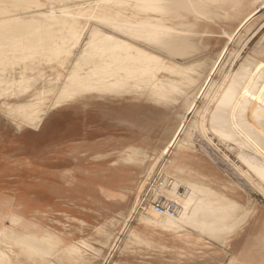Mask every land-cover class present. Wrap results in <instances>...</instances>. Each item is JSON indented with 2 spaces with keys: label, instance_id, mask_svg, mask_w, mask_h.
Masks as SVG:
<instances>
[{
  "label": "rangeland",
  "instance_id": "1",
  "mask_svg": "<svg viewBox=\"0 0 264 264\" xmlns=\"http://www.w3.org/2000/svg\"><path fill=\"white\" fill-rule=\"evenodd\" d=\"M41 1L53 10L58 9L61 1L71 3L81 17L88 13L104 14L94 0ZM236 3L237 6L225 4L224 17L216 19V23L197 26L194 39L200 50L191 56L169 59L165 54L147 49L143 57L153 58L163 65L150 72L144 82L131 81L117 94L98 91L76 95L49 110L38 129L18 127L0 113V242L10 258L21 254V264H41L48 262L46 257L52 259L49 264L59 258L71 263L81 262L95 255L84 241L95 248L101 247L99 241L104 237L99 227L115 230V239L118 236L123 239L122 226L139 195L136 186L143 166L136 161H119L120 154L131 155L132 152L126 150L135 147L146 149L151 158L163 154L171 156L170 150L191 123L194 112L205 105V92L210 84L214 81L225 84L226 68H231L228 72L231 75L233 68H237L246 52L264 34V0ZM258 15L262 16L253 24ZM250 25L253 27L247 30ZM88 26V20L78 25L82 33ZM205 29L211 32L206 33ZM31 58L30 63L16 67L15 75L19 81L26 74L36 78L26 95L31 102L43 106L53 96L47 90L64 81L63 74L73 57L50 59L33 55ZM188 93L193 94L194 102L185 112L181 104ZM173 97L177 98L175 103ZM20 98L16 94L0 96V100L5 99L0 101V106L15 104ZM214 106L209 103L207 109ZM205 116L208 117L207 111ZM209 135L212 137L209 148L223 162L208 159L191 146L181 150L174 159L215 179L220 193L237 201L241 210H250L248 220L233 232L228 246L217 240L216 234H204L203 238L183 236L187 242L177 240L171 251L155 248L135 254L117 250L110 254L111 248H104V252L94 258L96 264L117 261L228 264L231 256H235L239 264H264V249L258 243L264 242V196L256 188L255 191L242 190L240 186L248 188L249 180L238 172H231V166L238 164L253 178L252 171L238 161L240 149L234 141L219 140L212 132ZM199 142L204 146L203 139ZM210 155L214 156L211 152ZM259 156L256 157L260 159L262 156ZM150 178L144 191L154 180L153 176ZM158 182L160 184L161 180ZM177 189L181 191L183 186ZM251 195L256 198L252 205L249 204ZM5 227L14 229L17 237L4 234ZM25 237L39 244L28 245ZM43 245L47 247L44 255L41 253Z\"/></svg>",
  "mask_w": 264,
  "mask_h": 264
},
{
  "label": "bare ground",
  "instance_id": "2",
  "mask_svg": "<svg viewBox=\"0 0 264 264\" xmlns=\"http://www.w3.org/2000/svg\"><path fill=\"white\" fill-rule=\"evenodd\" d=\"M11 1H0V96L6 98L16 94L21 98L15 104L1 105L0 113L18 127L38 129L49 110L76 95L98 91L117 94L131 81H146L150 72L163 65L153 58L145 59L143 55L147 49L165 54L169 59L191 56L200 50L194 39L197 26L216 23V19L224 17L225 4L237 6L236 1L240 0H94L104 14L88 13L86 17H81L71 3L64 1L59 2L57 10L47 7L41 0ZM261 16H256L253 24ZM85 20L89 21V26L82 33L78 25ZM252 27L250 25L247 30ZM209 29L205 32H211ZM33 55L50 59L73 57L63 74L64 81L47 90L53 96L43 106L31 102L26 95L36 78L25 73L19 81L15 75L16 67L30 63ZM238 64L231 75L228 74L231 68H226L225 84L222 81L210 84L205 92V105L193 111L191 123L170 150L171 156L163 154L151 158L146 149L135 147L126 150L132 152L131 155L120 154L119 161H136L143 166L136 186L139 195L122 226L123 239L120 236L115 239V230L99 227L104 237L99 241L100 248L84 241L94 256L75 263L59 258L54 264H96L94 258L102 254L104 248H111L110 254L115 250L135 254L155 248L171 251L174 242L186 243L183 236L191 235L203 238L204 234H216V239L228 246L233 232L248 220L250 210H241L237 201L220 193L215 187V179L190 164L175 162L174 157L191 146L196 152L202 151L208 159L223 162L208 146L212 142L209 132L225 142L232 139L240 149L238 161L252 171L253 178L238 164L231 166V172H238L249 180L250 187L240 186L242 190L255 191L256 188L264 196V34ZM176 100V97L172 98L173 103ZM192 102L193 94L186 95L181 108L186 112ZM209 103H214V108L208 110ZM257 155L262 157L258 159ZM149 160L151 162L147 164ZM151 176L154 180L150 181V188L145 193ZM158 180H161L160 184ZM180 185L183 189L178 191ZM142 195L145 205L136 210ZM158 198L174 201L176 215L157 212L151 202ZM255 200L251 195L249 204ZM131 219L134 223H130ZM2 231L10 238L17 237L14 229L5 227ZM260 241L258 243L264 249V242ZM24 242L31 246L39 244L26 237ZM41 249L44 255L47 247L43 245ZM20 258L21 254L10 258L0 242V264H21ZM46 260L52 261L47 257ZM239 263L235 256L228 262ZM113 264L128 263L117 261Z\"/></svg>",
  "mask_w": 264,
  "mask_h": 264
},
{
  "label": "built area",
  "instance_id": "3",
  "mask_svg": "<svg viewBox=\"0 0 264 264\" xmlns=\"http://www.w3.org/2000/svg\"><path fill=\"white\" fill-rule=\"evenodd\" d=\"M148 189V186H147ZM147 189H145V193L147 192ZM144 199H143V195L141 196V198L139 199V202L137 204V209L136 210H140L143 209V205L144 204ZM151 206L160 214H172L175 215L177 213V205L174 201L169 200V199H161L158 198L156 200H153L151 202Z\"/></svg>",
  "mask_w": 264,
  "mask_h": 264
}]
</instances>
